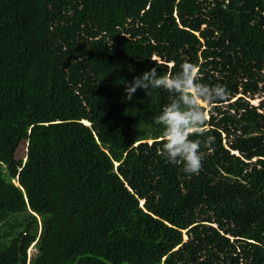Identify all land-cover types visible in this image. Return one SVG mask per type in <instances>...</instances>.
<instances>
[{"label":"trees","instance_id":"1","mask_svg":"<svg viewBox=\"0 0 264 264\" xmlns=\"http://www.w3.org/2000/svg\"><path fill=\"white\" fill-rule=\"evenodd\" d=\"M184 62L228 90L199 174L125 92ZM0 264H264V0H0Z\"/></svg>","mask_w":264,"mask_h":264},{"label":"clouds","instance_id":"2","mask_svg":"<svg viewBox=\"0 0 264 264\" xmlns=\"http://www.w3.org/2000/svg\"><path fill=\"white\" fill-rule=\"evenodd\" d=\"M198 72L199 68L189 62L181 64L180 71L175 74L161 75L154 67L134 77L125 89L128 100L137 89L144 90L147 95L150 89H164L176 97L157 119L164 127L162 153L170 163H183V171L187 174H199L202 170L201 140L189 137L202 133L207 115L204 108L228 95L224 85L209 86L198 82ZM212 139L208 137V142Z\"/></svg>","mask_w":264,"mask_h":264},{"label":"rangeland","instance_id":"3","mask_svg":"<svg viewBox=\"0 0 264 264\" xmlns=\"http://www.w3.org/2000/svg\"><path fill=\"white\" fill-rule=\"evenodd\" d=\"M261 99H263V97H262V95H259V96H256V97L253 98V99H249V101H250V103H251L252 105L256 106V105H258V103H259V101H260ZM208 109H209V106H206V107L204 108V110L206 111V113H207ZM206 116H207V115H206ZM25 153H26L25 144H24V143H21L20 146H19V148H18V151H17V153H16V155H17V159H22V160L24 161V159H25ZM35 253H36V250L34 249L33 246H31V247L29 248V250H28V255H27V256L30 258V257L33 256Z\"/></svg>","mask_w":264,"mask_h":264}]
</instances>
